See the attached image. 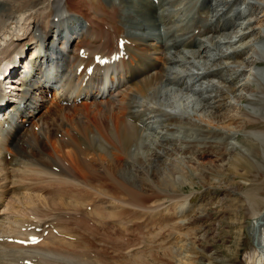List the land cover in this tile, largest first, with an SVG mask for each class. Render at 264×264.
<instances>
[{"label": "bare ground", "instance_id": "obj_1", "mask_svg": "<svg viewBox=\"0 0 264 264\" xmlns=\"http://www.w3.org/2000/svg\"><path fill=\"white\" fill-rule=\"evenodd\" d=\"M76 1L89 14L84 8L76 10L73 7ZM76 1L0 0V52L5 54V62L0 65L5 74L0 80V108L5 100H11L10 109L15 100L24 101L19 117H6L8 111L0 116V160L6 169L0 179L20 184L12 189L8 183H2L0 195L15 196L13 208L29 206L28 209L34 210L38 205H49L51 210L66 207L75 210V214L57 213L39 224L43 229H50L42 244L22 246L0 241V264H24V259L35 264H82L86 252H93L108 263L106 257L111 255L94 241L95 233L99 235L95 232L98 226L88 222V214H82V204L85 201L88 204V192L93 196L95 192L106 195L111 201L120 199L118 194L122 192L127 196L121 198L125 204L149 208L147 199L152 197L133 179L132 164L136 161L142 168L141 175L150 177L152 171L169 185V181L175 182L177 171L182 170L179 163L185 160L187 164H202L199 158L205 156V151L198 149L199 139L225 138L226 149L229 145L242 146L236 136L243 131L239 127L264 138V123L256 117V110L264 106V73L258 69L264 66V20L255 23L258 10L264 14V0H257L256 6L253 0H208V5L202 6L201 0H160L156 12L152 13H156L161 29L151 33L148 28L142 29L140 23L141 34L132 32L130 28L134 24L129 27L124 21L138 16L126 14V1L136 8L138 3L134 0ZM142 1L148 6H155L152 2H156ZM198 7L206 11H200L194 18L192 15ZM36 12H39L37 16ZM119 36L128 39L124 43L128 56L120 57L109 67L94 64L92 71L96 74L91 71L84 80L85 67L77 72L80 63L92 62L96 52L110 54L116 50ZM28 41L34 42L30 57L45 45L44 53L35 56L32 64L45 60L51 69L50 75H43L40 70L34 75L31 73L32 59L26 55L21 57ZM110 41L116 43L114 48L108 46ZM7 43L10 44L6 46ZM81 46L85 47V55L80 56ZM245 48L253 55L247 56ZM245 66H250L249 73ZM102 69L106 71L104 81ZM17 70L20 76L14 81ZM178 81L184 90L175 89ZM81 94L82 98L77 101ZM249 95L250 101L243 103ZM249 123L253 127L246 131ZM146 153L148 158H140ZM13 163L23 168V174L17 179L10 174L15 170ZM98 165L105 168L108 177L102 184L95 182ZM25 178L35 179L36 183L48 182L36 186L35 182H24ZM174 182L170 185L171 191H174ZM23 188L48 195L25 193ZM162 194L165 196L158 197L157 201L168 194L170 198L177 197L168 191ZM97 207L96 213L107 215L108 212L101 214L100 206ZM121 209L122 214L128 211L126 206ZM253 215L250 234L264 248V236L260 232L264 227V212H253ZM19 220L33 223L23 215L17 217ZM55 224H59L57 233H54ZM17 226V222H12L9 232L22 233L21 223L16 230ZM4 227L5 221L1 218L0 236L8 232ZM62 233L75 240L63 241ZM108 233L109 230L106 242L113 249L117 236ZM46 242L52 245L44 250L42 245Z\"/></svg>", "mask_w": 264, "mask_h": 264}, {"label": "rangeland", "instance_id": "obj_2", "mask_svg": "<svg viewBox=\"0 0 264 264\" xmlns=\"http://www.w3.org/2000/svg\"><path fill=\"white\" fill-rule=\"evenodd\" d=\"M105 1L111 2L112 0ZM117 1L119 0H116V2ZM134 2L138 3L136 8L135 6H129V2L126 1V14L131 15L135 13L138 14V16L136 17V15H133V20L125 18L124 21L126 25L132 27L131 25L134 24L133 28L130 29L137 34L140 33L141 27L142 29L148 28L151 33H154L155 31L158 33L156 28L161 29L162 24L157 20L156 13L152 12H156V6H158L161 1L158 0L152 2L155 6H148L142 0H134ZM204 3L208 5L209 2L208 0H201L200 5H204ZM77 4H73V7L77 8H75L76 10H79L78 8H84L80 7L78 2ZM252 4L256 6L258 1L253 0ZM185 6L186 5H183L182 7ZM199 7L192 17L196 18L200 11H206L205 9L201 10ZM84 11L89 14L86 8H84ZM38 14L39 12H36V16ZM256 14L258 15L255 18V23H262L264 20V14L260 9ZM225 16L228 15L226 14ZM139 24L141 27H139ZM206 26L208 25L206 24ZM150 28H152L153 31ZM110 43L111 45L108 46L111 48L116 46V43L113 41H110ZM9 44L7 43L6 46ZM33 45V42H29L25 47L27 49L24 48L25 51L23 50L21 57H24L23 54L27 56L31 53L30 50ZM245 49L247 56H250V54L253 55L251 51L247 48ZM2 53L3 52H0L1 67V63L5 62V54ZM262 65H264V62ZM245 69H248L247 71L249 73L250 66H245ZM258 69L260 73H264V66H260ZM92 73L96 74L93 71ZM13 77L14 81L19 79V75ZM180 78L181 76L179 75V79ZM262 80L264 81V77H262ZM240 85L241 83H239V86ZM183 86L184 85L180 84L178 81L175 89L181 88L184 90ZM240 92H244V90ZM251 97L252 96L250 95L249 97L247 96L246 99H243V103L247 104ZM260 109L261 110H256L258 111L256 117L264 123V106H261ZM38 113H40V111H38ZM25 124L26 122L24 123V126ZM252 127V124L249 123L246 131ZM261 128L263 129V127ZM239 129H242L243 131L237 133L236 136L239 137L242 146H239L238 144L229 145L227 147L228 149H226V145L223 143L225 138L220 139L219 137H216L215 139L214 137L204 141L199 139L201 142L198 141V144L196 145L198 146V149L205 151V156H202V158L200 157L201 159L199 158V162L202 164H199L198 162H195L197 164L191 162H188L187 164L185 160L183 163H179V166L182 165L180 166L182 167V170L180 169L177 171L175 174V182L171 180L172 182L169 181V185H166L165 180L162 177H160V179H163V181L160 180L158 176L152 174V171L150 172L151 175L149 174L150 177L147 175H141L140 171L142 168L139 162L136 161L137 163H133L132 169L135 174L133 177L134 181L138 185H141L145 190L144 192L152 197L147 199V205L150 206L149 208H141L136 204H125L124 198L127 196L125 197L124 193L121 194L122 192L118 194V198L120 199H115L114 201H111V198L106 195L96 194L95 192V195L93 196L92 193L88 192L87 196H85L86 199L88 198L89 205L86 204L87 201L84 202L86 205L82 204L84 207H82V214H85L86 216L88 214L86 217L88 222L90 224L92 223L93 226L94 224L98 226V230L95 232H98L99 235L95 233L96 236H94V241L98 242L99 248L102 249L104 247L106 252H108V255L110 254L111 256L106 257L108 263H104V261H101L95 253L86 252V256H83V261L85 260V263L82 264H264V248H260L253 243L250 234L251 230L249 229L251 221L254 220L255 217L253 212H264V138H261L262 136H258L253 132H245L244 128L239 127ZM229 140L232 143L235 142L232 141V139ZM207 141H210V144H207ZM244 145L245 147H243ZM148 157L147 153L140 155V158H143V160ZM3 164L4 163H1L0 160V178H2L6 171V169L2 168ZM8 165L11 166L10 163ZM12 165L15 170H12L10 174H14V179H17L20 173L21 175L23 174V171L21 170L23 168L17 163H13ZM194 165L195 168H193ZM97 167L100 169L98 168L95 173H98L100 176L96 175L97 180L95 179V182L102 184L103 181L108 180V177L105 176V168L103 166L101 167L98 165ZM48 175L53 177L52 174ZM48 175H46V177L43 175L41 176L47 180L48 178L51 179V176ZM23 181L27 182V184H31L36 180L25 178ZM9 182L10 180L1 181L0 179V185H3L2 183H8L11 188H17V186L20 185L19 183L13 185ZM43 182L47 183L48 181L44 180L38 183L35 182L33 185H42ZM173 182L176 185L173 188L174 191H171L170 185H172ZM24 189L25 188L22 190L25 193L27 192L41 197L48 195L36 189ZM165 191H168L172 195H177V197H171V199L168 194L166 198L157 201L158 197L165 196L162 194ZM172 192H174V194ZM122 195L124 196L123 199H121L123 197ZM0 199H2L0 200V219L4 218L5 227L8 229L12 227V222H17L18 226L16 229L19 228L20 223L22 225L23 220L17 221V217L20 215H23L24 219L28 218L30 221L33 218L34 220L36 219L39 221L41 219L43 222L49 220V218H54L57 213H64L63 215L65 216L75 214L73 213L75 212L74 209L66 207L61 210H51L49 205H38L34 210L31 208L28 209L29 206L26 208L23 206L24 208L22 207L21 209V207L16 205L15 208H13V203L15 202L16 197L13 196L12 198L9 194L8 196L3 195L2 197L0 195ZM90 199H92V201ZM89 200L91 202H89ZM181 203L183 205H181ZM95 206H100V211H102L101 214L104 211V215L108 212L107 215L103 217L96 213L95 211H97L98 207L96 208ZM123 206H126L128 210L126 214H122L123 212H121ZM25 209L27 210L26 212ZM115 210L119 211V213ZM44 212H46L47 215H43ZM111 212L116 213L118 216L109 215ZM32 222H34L35 225L40 224L39 222L37 223V221ZM26 224L29 225L28 223ZM58 226L59 224H55L54 227ZM23 227L24 226L22 225L21 228ZM107 229L109 230L108 234H114V237L117 236L119 239L116 238V245L113 249L109 248L110 244L106 242ZM7 231V234L10 233L9 230ZM260 232H262V235L264 236V227H262ZM49 234H47V236ZM62 234L64 237L63 241L65 242L68 237L70 240H75V237L73 236L66 237L65 233ZM9 235H7V237ZM9 244L15 245V243ZM51 245V242H46L42 245V248L47 250ZM90 259L94 262L92 263Z\"/></svg>", "mask_w": 264, "mask_h": 264}, {"label": "water", "instance_id": "obj_3", "mask_svg": "<svg viewBox=\"0 0 264 264\" xmlns=\"http://www.w3.org/2000/svg\"><path fill=\"white\" fill-rule=\"evenodd\" d=\"M262 223H264V216H263ZM262 225H263V224H262ZM253 243H254L256 246H259V242H257V237L254 238V235H253Z\"/></svg>", "mask_w": 264, "mask_h": 264}]
</instances>
